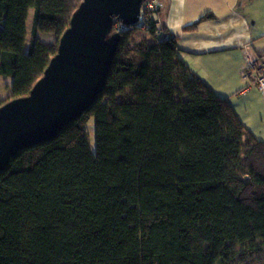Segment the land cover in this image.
Wrapping results in <instances>:
<instances>
[{
	"label": "trees",
	"instance_id": "trees-1",
	"mask_svg": "<svg viewBox=\"0 0 264 264\" xmlns=\"http://www.w3.org/2000/svg\"><path fill=\"white\" fill-rule=\"evenodd\" d=\"M80 3L0 0V107L29 94ZM136 33L89 108L0 172V264H264V142L161 25Z\"/></svg>",
	"mask_w": 264,
	"mask_h": 264
},
{
	"label": "water",
	"instance_id": "water-1",
	"mask_svg": "<svg viewBox=\"0 0 264 264\" xmlns=\"http://www.w3.org/2000/svg\"><path fill=\"white\" fill-rule=\"evenodd\" d=\"M144 0H81L57 52L25 97L0 107V172L18 151L53 138L103 91L117 45L111 18L137 23Z\"/></svg>",
	"mask_w": 264,
	"mask_h": 264
},
{
	"label": "crops",
	"instance_id": "crops-1",
	"mask_svg": "<svg viewBox=\"0 0 264 264\" xmlns=\"http://www.w3.org/2000/svg\"><path fill=\"white\" fill-rule=\"evenodd\" d=\"M156 23L174 37L178 56L197 78L244 118L264 110V95L243 77L247 52L264 55V0H158ZM162 37V36H160ZM252 134V133H251Z\"/></svg>",
	"mask_w": 264,
	"mask_h": 264
},
{
	"label": "built area",
	"instance_id": "built-area-1",
	"mask_svg": "<svg viewBox=\"0 0 264 264\" xmlns=\"http://www.w3.org/2000/svg\"><path fill=\"white\" fill-rule=\"evenodd\" d=\"M159 8L160 5L157 0H144L140 6L138 21L133 25H126L118 16H112L110 34H118L121 36L128 31L147 34L152 26L159 28L158 23H156ZM158 33L159 37L163 35L161 31ZM243 60L244 79L264 95V55L252 56L246 51Z\"/></svg>",
	"mask_w": 264,
	"mask_h": 264
},
{
	"label": "rangeland",
	"instance_id": "rangeland-1",
	"mask_svg": "<svg viewBox=\"0 0 264 264\" xmlns=\"http://www.w3.org/2000/svg\"><path fill=\"white\" fill-rule=\"evenodd\" d=\"M33 9L28 11V16L26 19V29H27V36L24 42V46L22 49L23 53H26L29 50L30 38H31V30H32V22H33ZM137 36H140V33H136ZM35 39L42 42V43H54L55 36L51 33H40L37 32ZM11 85V79L9 77L0 76V99H4L9 95V87ZM255 89V88H253ZM264 101V99H263ZM264 105V104H263ZM249 118H244L246 121L245 123L250 127V131L254 138L259 141L264 142V110L263 109H253V113L249 114ZM85 130L88 134V142L89 148L92 152L95 150L94 145V120L91 118L85 126Z\"/></svg>",
	"mask_w": 264,
	"mask_h": 264
}]
</instances>
